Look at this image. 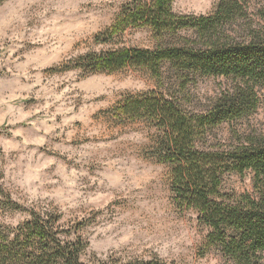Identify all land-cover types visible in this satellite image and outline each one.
Wrapping results in <instances>:
<instances>
[{
    "label": "trees",
    "instance_id": "16d2710c",
    "mask_svg": "<svg viewBox=\"0 0 264 264\" xmlns=\"http://www.w3.org/2000/svg\"><path fill=\"white\" fill-rule=\"evenodd\" d=\"M174 0H135L108 32L149 29L154 50L124 48L77 60L86 74L146 71L162 91L126 98L114 110L120 123L155 130L149 157L168 169L175 206L193 212L207 229L203 254L223 264H264V133L234 132L230 144H213L216 130L249 119L264 101V9L256 22L248 0H220L208 16H181ZM203 78L232 85L204 109H189L190 86ZM253 175V193L227 192L225 178ZM60 225L59 216L31 213L18 227L0 223V264H86L89 244Z\"/></svg>",
    "mask_w": 264,
    "mask_h": 264
},
{
    "label": "rangeland",
    "instance_id": "374dc122",
    "mask_svg": "<svg viewBox=\"0 0 264 264\" xmlns=\"http://www.w3.org/2000/svg\"><path fill=\"white\" fill-rule=\"evenodd\" d=\"M134 1L135 0H111V3L107 6L111 13L109 17L110 23L105 24L95 32L87 33L82 36L80 40L72 44L71 49L67 50L68 53L77 51L81 47H87L89 49V51L77 55L74 60L68 59L66 52L54 51L57 43H61V46H63V42L59 41L56 37L46 39L43 43L39 41L33 42L31 39H28V37L32 36L33 29L38 30L44 26L45 22L51 18L52 12L45 13L44 17H33L32 20H29L27 22V28L29 30L24 32L25 39L17 40L16 44L18 46L14 49L12 47V42L0 34V214L9 211L25 214L26 218L16 226L18 227L31 220L32 212L41 214L40 211H37V208L44 209L45 206L51 207L54 205L56 197L49 195V193H51L54 188H62L61 183L55 186L43 183L45 176L50 175L52 171L56 170V165H50L48 168H44L41 173H37V175L40 176L39 180L29 178V176L21 170L22 175L20 179L26 181L28 187L35 188L36 190L35 207L29 208L25 204H21L18 200H13L12 194L5 190L3 183L6 177L4 169L8 162L4 158V139H11L15 131L21 130L30 132L33 138L44 135L45 140H49L47 134H44L42 131L37 132V128L40 127L39 124L33 127V124L30 123V121L36 120L42 115V112L37 110L42 101L37 100L31 93L24 91L16 93L13 97L11 91L13 85L9 83L6 87L4 84L5 80L11 82L13 71L17 70V65L24 63L31 54L35 55L40 62H49L47 66L40 70L41 75L47 77V79L41 80V84L51 87L56 93L62 92L65 88L70 87V85L81 83L82 79L91 78L93 76L98 79L91 81L89 87H99L105 82L113 86L112 96L110 98L111 103L107 108H100L94 112H86L83 115H85L89 121L98 125L119 126L132 124L134 125L135 131L142 133L144 137H146V142L139 146V152L136 153V155L142 158L141 168L149 181L148 186L157 193V199L161 201V206L167 214L166 219L172 226L173 234L182 238L181 243L178 244L177 247L182 248L183 251L174 252L172 248L169 247L165 249L167 256L162 255L156 250V246H153L144 247L138 255H132L131 259H126L124 255L119 254L127 251L126 248L117 249L116 252H112V250L109 249L107 259H101L104 253L93 247L94 241L90 237L95 236L96 242L107 240L111 232L97 234L96 230L111 224L113 222L112 215L105 214L104 209H94L83 218L73 215L69 219H65L66 213L64 212L59 210H45L43 212L44 216H59L60 225L66 231L70 230L72 236H75V231L81 228L79 235L89 244L83 256V261L86 264H223L222 257L217 252L203 254L207 229L199 225L197 216L193 212H181L175 206L169 182L168 169L149 157V150L153 144L156 133L155 130L144 122L120 123L114 117L113 112L115 108L126 98L131 96H143L152 91H162L158 87L156 80L146 71L139 69L129 68L116 73L100 72L88 75L82 70L74 68L79 58L91 53L116 51L124 48L155 49V39L152 32L147 28L132 26L124 33L116 35L113 38L108 36V32L117 21L120 13L126 6L132 4ZM219 1L220 0H174L173 9L175 13L181 16H208L214 12ZM5 2L6 0H0V8H2ZM13 2L28 4L32 3V0H13ZM39 2H44V0H39ZM248 5L252 18L256 22H260L257 13L264 9V0H248ZM32 10L33 9H29V11ZM2 29L3 13L0 12V32H2ZM38 34L37 32V35ZM97 46H102L99 52L94 50ZM9 69H12V71H9ZM30 72L35 75L36 70L30 69ZM69 72H77L78 74L74 79L63 80V82H61L62 77L66 76ZM18 80L20 84L26 82L23 76L18 77ZM49 80L53 83L49 84ZM28 83H31V81H28ZM116 85H124V87H115ZM139 85H143V87H139ZM231 85V81L225 78L200 79L195 86H190L192 103L188 104V108L194 111L204 109L211 100L220 96L221 92L227 90ZM39 88L40 85H37L33 91H38ZM80 91H82V89L73 88L71 92L65 94L70 98L75 96L73 103L76 104V107L73 108V112L78 114L79 109L84 108L86 103L83 96L75 95ZM99 99H108V97L101 94L100 97L94 98V100ZM87 103L91 104L93 101H87ZM65 104H68V100H65ZM16 109H20L25 113L33 111L34 115L27 116L25 120L17 121L15 124L9 123L8 121L11 119V113L15 112ZM49 111H54V108H50ZM60 120L61 117L57 115L56 122L59 123ZM73 123L78 128L84 125L83 120H76ZM92 126V123L88 124L89 128ZM56 131L59 132L60 130L56 129ZM254 131L264 133V101L258 111L249 119L239 121L235 124H225L216 130V138L213 140V144H230L234 132H238L240 135H248ZM16 139H20V137H16ZM88 139L92 138H85L83 142H88ZM109 139H112V137H109ZM59 140V136L52 138V142L58 143ZM95 142L101 143L106 141L96 138ZM68 144L75 146L76 142L69 141ZM33 150H35V154L32 157L33 167H38L39 164L44 162L47 158L57 157L65 164V173H71L73 170L77 173L81 171V165L69 160L67 156H60L58 153L49 151L46 146L35 144L26 146V151ZM22 155L23 152L12 150L8 154V158L12 159L13 156L19 158ZM13 162L15 161L13 160ZM83 167L87 170L88 176L77 179L75 188L87 195H103L107 190L105 185L100 184L98 179L92 182L89 177H97L100 173H103L105 171L104 166L88 164ZM60 180L62 182L63 177H60ZM253 184L252 174H246L242 177L230 175L225 178L224 189L227 192L239 194L253 193ZM119 203V201L113 200L105 205V207L112 210L114 206H118ZM1 224L10 227L3 223ZM183 241H191V243H184Z\"/></svg>",
    "mask_w": 264,
    "mask_h": 264
},
{
    "label": "clouds",
    "instance_id": "9594fccd",
    "mask_svg": "<svg viewBox=\"0 0 264 264\" xmlns=\"http://www.w3.org/2000/svg\"><path fill=\"white\" fill-rule=\"evenodd\" d=\"M110 3L111 0H44V2L32 0V3L21 4L14 3L13 0H6L0 8V12L3 13V29L0 34L12 42L14 49L18 46L17 40L25 39L24 32L29 30L27 28L29 20H32L33 17H44L45 13L52 12L51 18L45 22L44 26L38 30L33 29V34L28 39L43 43L46 39L56 37L63 42V46L61 43H57L54 51L66 52L68 59L74 60L77 55L87 52L89 49L81 47L70 53L67 50L71 49L72 44L80 40L82 36L95 32L110 23L111 13L107 7ZM29 9L33 10L29 11ZM101 47L97 46L94 50L99 52ZM48 63V61L40 62L35 55L30 54L24 63L17 65V70L13 71L11 82L4 81L6 87L9 83L13 85L11 88L13 97L16 93L24 91L42 101L37 109L42 112V115L30 123L33 124V127L39 124L37 132L42 131L49 136V140L46 141L44 135L33 138L30 132L17 130L11 139L3 140L4 158L8 161L4 169L6 172L3 182L5 190L12 194L13 200H18L29 208L35 207L36 190L28 187L26 181L20 179L21 170L29 178L39 180L40 176L37 173H41L44 168H48L50 165H56V170L52 171L50 175H46L43 183L53 186L61 183L62 188H54L49 193L56 197L54 205L45 206L44 209L37 208V211L43 214L45 210H59L66 213L65 219H69L73 215L83 218L94 209H104L105 214L113 216V222L96 231L97 234L111 232V235L107 237V240L100 242H96L95 236L90 237L94 241L93 247L104 253L101 259H107L109 249L116 252L117 249L126 248L127 251L119 253L126 259H131L134 254L138 255L144 247L156 246V250L164 256H167L165 249L169 247L174 252L183 251L182 248L177 247L182 238L173 234L172 226L166 219L167 214L161 206V201L157 199V193L148 186L149 181L141 168L142 158L136 155L139 152V146L146 142V137L135 131L132 124L98 125L83 115L86 112L107 108L111 103L113 86L105 82L99 87H89L91 81L98 79L93 76L82 79L81 83L70 85L62 92L56 93L51 87L41 84V80L47 79V77L42 76L40 70ZM30 69L36 70L35 75L31 74ZM77 74V72H69L62 77L61 82L74 79ZM20 76L25 77L24 84L19 83L18 77ZM52 83L49 80V84ZM37 85H40L39 90L33 91ZM115 87H124V85ZM139 87H143V85H139ZM73 88L82 89L75 95L83 96L86 102L85 107L79 109V114L73 112V108L76 107V104L73 103L75 96L70 98L65 95ZM101 94H104L108 99L94 100ZM65 100H68L67 105ZM87 101H93V103L89 104ZM50 108H54V111H49ZM32 115H34L33 111L25 113L16 109L11 113V119L8 122L15 124ZM57 115L61 117L59 123L56 122ZM76 120H83V127L78 128L73 123ZM89 123L93 124L91 128L88 127ZM56 129L60 131L57 132ZM56 136L60 137L58 143L52 142V138ZM16 137H20V139H16ZM85 138L92 139H88V142L85 143L83 142ZM96 138L106 142L97 143L95 142ZM69 141H75V146L68 144ZM30 144L43 145L51 152L67 156L69 160L81 165V171L77 173L73 170L71 173H65L66 166L57 157L47 158L38 167H33L32 157L35 150L26 151V146ZM12 150H19L23 152V155L19 158L13 156L12 159H9L8 154ZM88 164H98L105 168V171L97 177H89L92 182L98 179L100 184L105 185L107 190L103 195H87L75 188L77 179L88 176L87 170L83 167ZM60 177H63L62 182ZM113 200L119 201V205L114 206L112 210L107 209L105 205ZM25 218L26 215L23 213L9 211L0 214V223L15 228ZM69 239H75V236ZM183 242L191 243V241Z\"/></svg>",
    "mask_w": 264,
    "mask_h": 264
}]
</instances>
